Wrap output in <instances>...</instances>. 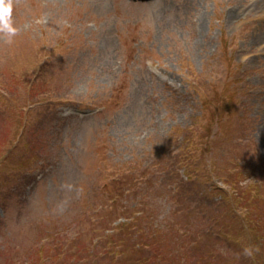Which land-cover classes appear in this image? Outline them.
Returning a JSON list of instances; mask_svg holds the SVG:
<instances>
[{
  "label": "rangeland",
  "instance_id": "rangeland-1",
  "mask_svg": "<svg viewBox=\"0 0 264 264\" xmlns=\"http://www.w3.org/2000/svg\"><path fill=\"white\" fill-rule=\"evenodd\" d=\"M13 20L0 264H264L243 255L264 225V0H20Z\"/></svg>",
  "mask_w": 264,
  "mask_h": 264
},
{
  "label": "clouds",
  "instance_id": "clouds-1",
  "mask_svg": "<svg viewBox=\"0 0 264 264\" xmlns=\"http://www.w3.org/2000/svg\"><path fill=\"white\" fill-rule=\"evenodd\" d=\"M20 3V0H0V36L7 42L19 35V29L15 26L13 20L14 7ZM259 252L257 246H249L243 250V255L247 258H254V254Z\"/></svg>",
  "mask_w": 264,
  "mask_h": 264
},
{
  "label": "trees",
  "instance_id": "trees-1",
  "mask_svg": "<svg viewBox=\"0 0 264 264\" xmlns=\"http://www.w3.org/2000/svg\"><path fill=\"white\" fill-rule=\"evenodd\" d=\"M235 212H230L229 214H234ZM231 219V218H229ZM250 220V223L248 221L247 223V226L246 228L248 229V235H251L250 238H251V241L253 243V246H257L259 248V252L258 253H255V259H259V260H264V225L262 226H258L259 224H261V221H260V216L259 214L257 216H253L251 218H249ZM235 222H236V219H231L230 222H229V225H230V229L233 231V233L236 235V231L235 230ZM252 222L255 223V227L254 229L252 228ZM233 241V240H232ZM235 243V241H233ZM212 251H204L202 254H205V255H210ZM255 263H257L255 261Z\"/></svg>",
  "mask_w": 264,
  "mask_h": 264
}]
</instances>
